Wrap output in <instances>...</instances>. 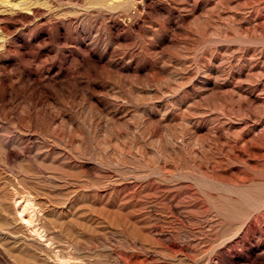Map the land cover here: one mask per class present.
<instances>
[{
	"label": "rangeland",
	"instance_id": "obj_1",
	"mask_svg": "<svg viewBox=\"0 0 264 264\" xmlns=\"http://www.w3.org/2000/svg\"><path fill=\"white\" fill-rule=\"evenodd\" d=\"M65 262L264 264V0H0V264Z\"/></svg>",
	"mask_w": 264,
	"mask_h": 264
},
{
	"label": "bare ground",
	"instance_id": "obj_2",
	"mask_svg": "<svg viewBox=\"0 0 264 264\" xmlns=\"http://www.w3.org/2000/svg\"><path fill=\"white\" fill-rule=\"evenodd\" d=\"M17 185H18V183H17ZM21 190H23V189H21ZM28 192L26 194H23L24 192L22 194H16V195H18L14 199L16 211L18 213V216H19L21 222L25 223L28 226H31L32 234L34 233L37 237L44 238L45 237L44 231H43L44 229L41 227V225H39L40 223L39 224L35 223L37 221L36 218H37L38 213L40 212V209L37 206V203L35 202L34 198L32 197L33 194H29ZM41 213L42 212H40V217H41ZM46 240L48 241V239H46ZM50 243H52V242L50 241ZM65 264H68V263L65 262Z\"/></svg>",
	"mask_w": 264,
	"mask_h": 264
}]
</instances>
